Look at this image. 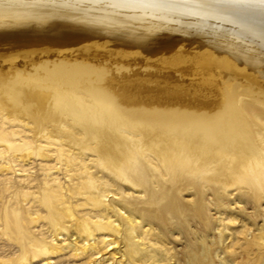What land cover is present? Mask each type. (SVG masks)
I'll return each mask as SVG.
<instances>
[{
    "label": "bare ground",
    "instance_id": "bare-ground-1",
    "mask_svg": "<svg viewBox=\"0 0 264 264\" xmlns=\"http://www.w3.org/2000/svg\"><path fill=\"white\" fill-rule=\"evenodd\" d=\"M85 1L0 0V113L33 137L55 144L68 170L93 160L106 179L100 183L116 186L118 198L111 201L126 226L109 220L103 227L112 236L105 247L112 245L110 256L118 264L126 258L132 264H264V184L249 177L251 171L264 174V4L88 0L97 3L90 13ZM120 7L152 21V41L161 50L150 46L149 38V45L138 44L134 24H114L125 19ZM206 8L222 13L220 20L207 15ZM186 27L197 31H183ZM206 31L220 40L205 41ZM134 45L141 55L131 53ZM219 51L229 77L193 85L195 103L172 88L132 92L125 87L116 93L110 83L118 76L150 79L157 71L142 68L140 61L155 64L164 53L191 61ZM39 154L51 157L40 148ZM83 172L91 174L87 167ZM128 185L134 187L130 194ZM108 193L98 194L93 205L100 206ZM57 196L44 197L52 222L58 220ZM223 213L242 216L257 230L241 251L225 244L228 234L217 226ZM11 222L15 240L27 239ZM82 231L77 222L70 225L75 251L97 250L95 242L76 246ZM138 231L172 245L147 254ZM36 247L27 249L28 260Z\"/></svg>",
    "mask_w": 264,
    "mask_h": 264
},
{
    "label": "rangeland",
    "instance_id": "rangeland-1",
    "mask_svg": "<svg viewBox=\"0 0 264 264\" xmlns=\"http://www.w3.org/2000/svg\"><path fill=\"white\" fill-rule=\"evenodd\" d=\"M118 1L123 3L133 2L134 0ZM96 4L97 3L88 0L84 2L86 9L89 12L90 10L92 11L90 13H95L93 10ZM166 5L172 6L173 4L170 3ZM120 8H122L120 9L122 10V12L120 11L121 16L126 20L128 19V21L124 19L122 23L116 22L114 24H134V26L137 27L134 28V36L137 41L140 40V43L142 42L140 44L138 41V44L145 46L152 42L150 46H154L152 38L156 37L154 36V29H150L152 21L146 17H142V14L136 10H131V8L128 7ZM203 11L206 12L207 15H211L215 18L222 14L207 8ZM218 19L220 20L219 17ZM256 27L258 26L256 25ZM185 30L191 31L192 33H196L197 31L196 29L188 27L183 29V31ZM203 34L201 38H205V41L211 40V42L216 43L220 40V36L215 32L206 31L203 32ZM100 40L102 39L96 41L101 43L102 41ZM136 45L129 50H131V53L135 52L134 55H141L142 50ZM155 46V48L161 50L158 45L155 44ZM163 56L164 57L155 61L158 63V67L156 63L152 64L150 61H140L139 63L142 68L156 70L157 72H154L156 74L155 76L152 74L150 79L147 80L141 78H128L124 81L120 80L118 76V78H114V80L112 79L110 81V83L114 85L113 91L117 93L125 87L128 88V91L132 92H134V90L135 92H143L159 87L172 88L182 97L181 99L187 103H195L197 102V98L199 99V97H197L198 95H196L193 90L197 84L203 83L204 81L221 83L223 77L228 76L227 72L224 71V69L226 70L227 68H223L226 66L223 65V57L220 51L211 58L191 59V61H185L181 58H171L168 53H164ZM159 62H161L162 67L159 66ZM252 62L257 63V61ZM195 64H197V66ZM164 66L165 69L163 70ZM231 69L233 71V68ZM170 78H172V80H170ZM175 78H180L181 81H176L174 80ZM218 78L221 81H219ZM30 80L31 78H27L24 83ZM193 85L194 87H192ZM209 85L210 84H208V87ZM261 87L264 88V84H262ZM1 90L0 82V91ZM262 92L264 93V89ZM3 114L4 113H0V264H118L117 261L111 259L110 256V253L114 251V249L111 248L112 245L105 247L104 241L110 240L112 236H107V229L103 227L108 224L109 220L119 221L121 225L126 226L121 212L111 201V198L115 200L118 198V195L113 194L116 186L111 187L105 183H100L102 179H106L98 163L93 160L85 159L84 163H82L79 161V158H77L79 163L76 165L74 164L68 170L64 165L65 163L61 161L60 151L55 144H48L44 140H40V137H33L32 133L18 121L9 120ZM39 148L49 152L51 157H43L39 154ZM88 158H91V156L88 155ZM84 167L89 168L91 174L83 172ZM260 171L264 172V168H260ZM249 177L255 183H258V185L264 184L263 173L251 171ZM89 181L93 182V185H89ZM128 186L129 189H126V192L130 194L134 191V187L132 185ZM102 192H109V197L105 198L102 204L96 207L93 205V200ZM49 194L58 195L57 200L54 202L57 215L56 218L58 219L55 222L51 221L49 209L44 202V197ZM107 207L112 208L113 212L108 210ZM65 211L71 213L74 218L65 216L63 214ZM247 212L249 211L245 213L247 214ZM11 221L17 223L19 230L26 235L27 239L21 241L15 240L16 227ZM75 222L84 229V231H82V237L76 238V246L81 247L83 244L95 242L98 247L97 250L99 249V251L90 250L87 253L75 251V248L71 245V241L75 239V235L71 236L70 232V225ZM260 223L261 222H259V224ZM217 226L219 229L226 230L228 238L227 240L225 239V244L230 250L236 249V252L246 248L249 245L248 238L251 234L253 235L257 232L254 226L245 218H242V216L236 217L235 215H228L227 213H223L219 216ZM88 227H90L92 231L89 230ZM137 238H139V241L146 248L147 254L161 251L164 244L167 243L166 239L161 236H157L156 234L145 235L142 231H138ZM83 239L86 240L84 241ZM125 241L134 248L135 252L141 251V246L137 247L128 239H125ZM34 243H38V247L32 251L30 260H28L27 249ZM171 245L172 244L167 243L166 247H170ZM118 255L119 254H116V258H118ZM237 256L238 254H235L233 258L236 259ZM123 264L132 263L126 258Z\"/></svg>",
    "mask_w": 264,
    "mask_h": 264
},
{
    "label": "snow or ice",
    "instance_id": "snow-or-ice-1",
    "mask_svg": "<svg viewBox=\"0 0 264 264\" xmlns=\"http://www.w3.org/2000/svg\"><path fill=\"white\" fill-rule=\"evenodd\" d=\"M236 2H242V3H255V2H259L264 4V0H236Z\"/></svg>",
    "mask_w": 264,
    "mask_h": 264
}]
</instances>
